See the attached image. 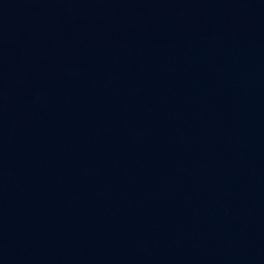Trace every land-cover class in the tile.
<instances>
[{
  "label": "water",
  "instance_id": "water-1",
  "mask_svg": "<svg viewBox=\"0 0 264 264\" xmlns=\"http://www.w3.org/2000/svg\"><path fill=\"white\" fill-rule=\"evenodd\" d=\"M0 264H264V0H0Z\"/></svg>",
  "mask_w": 264,
  "mask_h": 264
}]
</instances>
